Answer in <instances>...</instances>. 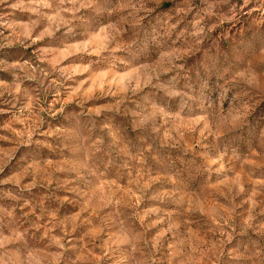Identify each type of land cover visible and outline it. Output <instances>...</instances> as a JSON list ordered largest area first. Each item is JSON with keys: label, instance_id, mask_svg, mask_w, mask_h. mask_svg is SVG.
<instances>
[{"label": "clouds", "instance_id": "clouds-1", "mask_svg": "<svg viewBox=\"0 0 264 264\" xmlns=\"http://www.w3.org/2000/svg\"><path fill=\"white\" fill-rule=\"evenodd\" d=\"M0 264H264V0H0Z\"/></svg>", "mask_w": 264, "mask_h": 264}]
</instances>
